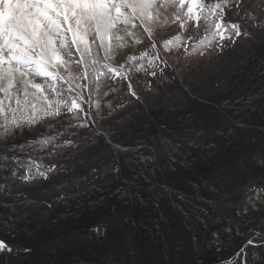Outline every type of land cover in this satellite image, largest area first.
Wrapping results in <instances>:
<instances>
[{"label": "snow or ice", "instance_id": "1", "mask_svg": "<svg viewBox=\"0 0 264 264\" xmlns=\"http://www.w3.org/2000/svg\"><path fill=\"white\" fill-rule=\"evenodd\" d=\"M246 27L264 30V15L246 0H0V197L12 196L16 181L48 180L57 168L67 171L59 158L82 149L86 137L104 136L100 122L128 107L122 99L114 104V93L123 89L139 102L137 88L156 92L173 78L171 57L223 54L240 38H251ZM190 119L177 116L176 140L161 133L134 145L116 144L113 171L119 174L123 166L130 173L115 189L118 198L143 200L141 182L154 189L158 172L175 171L184 145L196 143L189 133L201 134ZM238 126L245 127L243 121ZM245 196L237 217L264 211V187L248 186ZM13 216L0 220V227L11 230ZM92 231L101 235L99 226ZM211 237L208 243L219 251L220 233ZM19 252L0 239V264ZM236 255L240 264H264V227L252 230Z\"/></svg>", "mask_w": 264, "mask_h": 264}, {"label": "rangeland", "instance_id": "2", "mask_svg": "<svg viewBox=\"0 0 264 264\" xmlns=\"http://www.w3.org/2000/svg\"><path fill=\"white\" fill-rule=\"evenodd\" d=\"M246 2L258 16L264 15V0ZM245 30L251 33V38H240L235 47L223 54L171 57L173 78L160 85L156 92L137 88L141 93L139 102L124 94L123 89L114 93L117 97L114 104L122 99L128 107L100 122L104 136L90 140L86 137L88 142L82 149L59 158L67 171L57 168L49 174L48 180L40 178L12 184L13 195L0 197V220H8L11 212L15 223L11 230L0 227V239L20 252L8 256L7 264H123L126 259L131 261L129 264H185L186 257L192 254L193 262L200 260L201 239L222 224L231 222L230 225L253 230L264 227V211H250L243 218L237 217L235 212L236 208L245 207L248 186L264 187V107L259 103L264 90V30L259 27ZM237 98H241L239 104L224 103ZM248 100L250 104L245 103ZM256 107L262 108L261 113L254 112L256 116L251 117L252 108ZM177 116H194L188 124L201 134L190 132L189 137L196 143L192 147L185 144L183 151L186 157L194 152V161L205 162L206 166L200 171L206 177V187L210 186L214 194L205 200L204 214L193 210L190 218L194 220L188 224L193 226L190 232L176 228L172 217L159 212L163 221L161 228L165 229L164 224L167 228L161 232L165 234L162 235L164 249L161 246L157 251L154 248L157 244L144 245L145 238H139L138 225L126 220L121 209L114 206L121 202L115 197V189L127 178L123 166L119 174L113 171L117 159L114 153L118 142L124 146L134 145L139 139L149 141L161 133L176 140L180 124ZM240 121L253 125L261 132L262 140L254 137L249 127H239ZM93 168L98 171L92 172ZM172 175L173 172L169 176L165 174L166 184L172 188L182 187L178 182L180 177ZM15 193L21 195L17 197ZM94 196L98 201L96 205L105 211L99 225L101 235L93 232L92 227L76 231L70 229V223L64 227L49 224L59 218L64 222L72 219L67 208L70 201L87 206ZM60 197L65 200L61 201ZM185 222L182 224L186 225ZM151 241L155 240L149 243ZM24 248L32 251L25 253ZM238 262L239 257L234 264Z\"/></svg>", "mask_w": 264, "mask_h": 264}, {"label": "trees", "instance_id": "3", "mask_svg": "<svg viewBox=\"0 0 264 264\" xmlns=\"http://www.w3.org/2000/svg\"><path fill=\"white\" fill-rule=\"evenodd\" d=\"M262 66L264 67V64ZM260 95L259 103L262 107H264V90ZM252 109L251 117L256 116V113L254 112L259 111V113H261L260 110L262 108L259 109L256 107L255 109ZM245 126L251 129V133L254 137H259L258 139L262 140L263 136L261 132H257L253 125L250 124ZM193 153L192 155L188 153L187 157L184 156L183 162L176 167L175 171H172L173 175L180 177L181 181L178 182L181 183L182 187L172 188L163 180L166 173L169 176V174L172 172H166L164 174H160L158 172V181L154 182L156 183L154 189L152 186L141 182V186L138 190L142 193L144 197L143 200L129 199L128 202H125L124 199L119 198L121 199V202L116 205L114 204L115 207L117 206L118 210L121 209V213H123V216L126 218V220L134 222L138 225L139 238H145L144 245L151 243L157 244L155 245L156 247H154L157 251L161 250V246H163L164 249L165 241H163V238L165 239V237H162V235L165 234L162 233L167 228L165 224V229L161 228L163 221L159 212L162 215L164 212L165 214L172 217L173 221H171L172 223L175 222L176 228L181 227L185 232H190V230L193 229V226L188 224L191 222V220H194V218H190V216H193V210H199L201 214L202 212L204 214V210L206 209V206L204 205L205 200L214 194L212 193V188L210 186L206 187V177H204V173L200 171L204 169V166H206L205 162L201 161L200 159L194 161ZM124 172L127 176L126 179L130 178V173L125 170ZM173 175L171 177H173ZM204 180L206 182H204ZM159 185H165L166 187H159ZM155 192H158L159 195L155 196ZM115 197L118 198L117 195ZM179 197H183V199H180ZM93 198L94 200H92V202L89 201L87 206H82V204H78L77 201H70V204L67 208L69 209L70 213H72V219L68 218L67 222H64L62 218H59L57 221L53 220L54 223L49 221V224L57 225V227H64L70 223V229H76V231H82L87 227L94 228L99 226L102 224V217L104 216L105 211L103 210V207L100 208V206L98 207L96 205L98 201L95 200V196ZM203 208L204 210H202ZM80 209H84L86 212ZM166 220L168 219L166 218ZM184 221H186V225L182 224ZM57 222L58 224H56ZM229 226L232 228L230 234L224 231V229ZM252 230L253 229L250 227H239L237 225H229L228 223H226V225H220L216 230L212 231H218L220 233V240L222 243L221 249L217 251L215 246L208 243L212 238V232L207 233L206 236L201 239L203 251L200 255V260L194 259L195 261L193 262L192 260L194 257L192 254L186 257L184 260L185 264H187V261H190L188 263L193 264H221L225 262L231 258L242 245H244L248 235ZM6 237L8 238V236ZM149 240L155 241H151L149 243ZM133 249H135V247H133ZM124 262L129 264L131 261L126 259ZM237 264H240V262Z\"/></svg>", "mask_w": 264, "mask_h": 264}, {"label": "water", "instance_id": "4", "mask_svg": "<svg viewBox=\"0 0 264 264\" xmlns=\"http://www.w3.org/2000/svg\"><path fill=\"white\" fill-rule=\"evenodd\" d=\"M235 255L231 257L230 259H228L224 264H234L238 259V256L237 255L235 256Z\"/></svg>", "mask_w": 264, "mask_h": 264}]
</instances>
